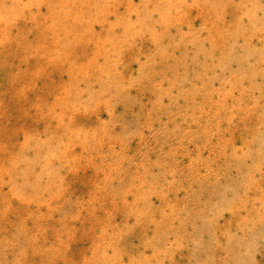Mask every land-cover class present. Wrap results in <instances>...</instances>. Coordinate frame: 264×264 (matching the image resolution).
Returning <instances> with one entry per match:
<instances>
[{"label": "rangeland", "instance_id": "rangeland-1", "mask_svg": "<svg viewBox=\"0 0 264 264\" xmlns=\"http://www.w3.org/2000/svg\"><path fill=\"white\" fill-rule=\"evenodd\" d=\"M0 264H264V0H0Z\"/></svg>", "mask_w": 264, "mask_h": 264}]
</instances>
